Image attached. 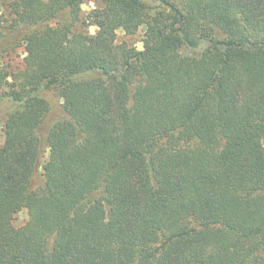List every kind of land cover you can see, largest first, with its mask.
Instances as JSON below:
<instances>
[{
	"label": "trees",
	"instance_id": "trees-1",
	"mask_svg": "<svg viewBox=\"0 0 264 264\" xmlns=\"http://www.w3.org/2000/svg\"><path fill=\"white\" fill-rule=\"evenodd\" d=\"M85 1L2 2L0 264H264V0Z\"/></svg>",
	"mask_w": 264,
	"mask_h": 264
},
{
	"label": "rangeland",
	"instance_id": "rangeland-1",
	"mask_svg": "<svg viewBox=\"0 0 264 264\" xmlns=\"http://www.w3.org/2000/svg\"><path fill=\"white\" fill-rule=\"evenodd\" d=\"M2 2H4V0H0V16H3ZM92 7H93V2L91 0H86L81 5L83 12H87ZM88 30L91 33H94L96 31V27L90 26V27H88ZM0 31L5 33L8 31V29H7V27L3 26L0 28ZM143 33H144L143 28H140L137 31V33L134 35H125L122 32H118L117 33V41L118 42L126 41L128 44L135 46L137 49H142ZM24 55H25V53L23 51V47L21 46V47L16 48L15 50L5 52L3 54V56L1 57L0 61L3 63H7L8 65H11L12 67H19ZM44 97L49 101V103L51 104V107H53V108H55L56 105L58 104V102L61 101L59 99V97L55 94V92L52 90L44 91ZM1 114L2 113L0 112V117H3ZM1 124L2 123H0V126H1ZM46 156H47V153L45 154V158H46ZM43 160H44V158H43ZM27 219H28V213H27L26 209H22L14 215V224L16 226H20V225L24 224Z\"/></svg>",
	"mask_w": 264,
	"mask_h": 264
}]
</instances>
